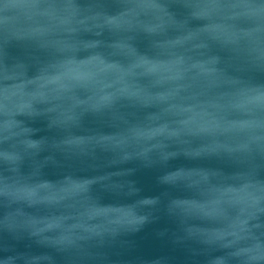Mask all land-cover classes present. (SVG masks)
I'll return each mask as SVG.
<instances>
[{
    "label": "water",
    "instance_id": "95a60500",
    "mask_svg": "<svg viewBox=\"0 0 264 264\" xmlns=\"http://www.w3.org/2000/svg\"><path fill=\"white\" fill-rule=\"evenodd\" d=\"M0 264H264V0H0Z\"/></svg>",
    "mask_w": 264,
    "mask_h": 264
}]
</instances>
